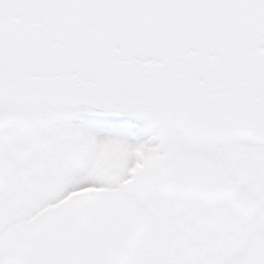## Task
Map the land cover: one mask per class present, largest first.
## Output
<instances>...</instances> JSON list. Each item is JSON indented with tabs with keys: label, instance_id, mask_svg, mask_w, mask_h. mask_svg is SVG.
<instances>
[{
	"label": "snow or ice",
	"instance_id": "obj_1",
	"mask_svg": "<svg viewBox=\"0 0 264 264\" xmlns=\"http://www.w3.org/2000/svg\"><path fill=\"white\" fill-rule=\"evenodd\" d=\"M0 264H264V0H0Z\"/></svg>",
	"mask_w": 264,
	"mask_h": 264
}]
</instances>
